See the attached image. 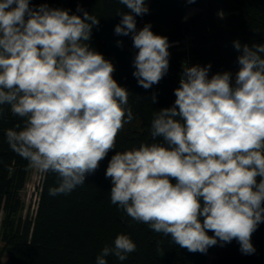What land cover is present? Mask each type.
Wrapping results in <instances>:
<instances>
[{"label":"clouds","instance_id":"clouds-1","mask_svg":"<svg viewBox=\"0 0 264 264\" xmlns=\"http://www.w3.org/2000/svg\"><path fill=\"white\" fill-rule=\"evenodd\" d=\"M119 3L128 11H117L114 32L131 35L133 76L150 89L168 72V38L150 23L137 30L135 17L149 12L145 0ZM77 12L0 0V106L22 121L6 130V141L27 169L55 174L53 197L83 186L134 119L113 63L89 44L99 19ZM233 46L234 76L209 78L211 64L184 67L174 104L153 113V142L116 151L105 172L113 205L191 253L235 239L252 255V234L264 223V44ZM136 248L120 233L95 264L125 261Z\"/></svg>","mask_w":264,"mask_h":264},{"label":"trees","instance_id":"trees-1","mask_svg":"<svg viewBox=\"0 0 264 264\" xmlns=\"http://www.w3.org/2000/svg\"><path fill=\"white\" fill-rule=\"evenodd\" d=\"M145 3L149 12L135 17L137 30L150 23L155 34L168 38L170 53L168 72L147 90L133 76L138 50L133 47L131 35L114 32L121 20L117 11H128L119 0H30L33 8L46 4L82 16L77 12L79 6L99 19L89 44L113 63V78L128 90V105L134 119L118 133L116 149L107 154L94 174L86 177L83 186L70 194L50 196L49 188L56 186V176L43 174L36 211L31 216L21 214L20 196L29 173L28 161L10 149L5 135L7 129L22 121L11 114L9 106H0L4 109L0 118V209L3 251L7 253L5 264H95L103 246L111 244L120 233L131 237L136 251L122 262L109 256L108 264H264V223L252 234L251 243L256 249L252 255L242 254L235 239L224 246L218 243L203 254L191 253L176 245L170 236L133 221L110 201L112 184L105 172L111 157L116 151L153 142L150 135L153 113L174 104V90L180 86L184 67L211 64L209 74L227 71L234 76L239 70L240 53L233 42L239 40L250 47L264 44V0H195V3L145 0ZM189 6L198 10L185 17Z\"/></svg>","mask_w":264,"mask_h":264},{"label":"rangeland","instance_id":"rangeland-1","mask_svg":"<svg viewBox=\"0 0 264 264\" xmlns=\"http://www.w3.org/2000/svg\"><path fill=\"white\" fill-rule=\"evenodd\" d=\"M197 10L198 8L194 6L187 7L186 12H185V17H189L191 14H193ZM219 73H223V72H219ZM214 74L216 73L209 74V78H211V76ZM134 125H137V124H134ZM42 176H43L42 173L29 169L26 185L20 193L22 204H23L22 210H21L22 215L29 214L31 216H34L35 211H36V204L39 198ZM211 257L212 256H210V258Z\"/></svg>","mask_w":264,"mask_h":264},{"label":"crops","instance_id":"crops-1","mask_svg":"<svg viewBox=\"0 0 264 264\" xmlns=\"http://www.w3.org/2000/svg\"><path fill=\"white\" fill-rule=\"evenodd\" d=\"M2 217H3V212L0 209V264H5L6 259H7V253H5L3 251L4 242L1 238V220H2Z\"/></svg>","mask_w":264,"mask_h":264},{"label":"built area","instance_id":"built-area-1","mask_svg":"<svg viewBox=\"0 0 264 264\" xmlns=\"http://www.w3.org/2000/svg\"><path fill=\"white\" fill-rule=\"evenodd\" d=\"M37 205V204H36Z\"/></svg>","mask_w":264,"mask_h":264}]
</instances>
